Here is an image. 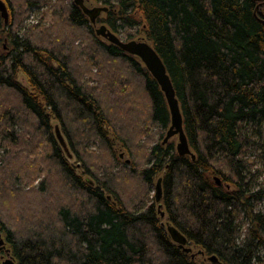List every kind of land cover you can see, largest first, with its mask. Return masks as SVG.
<instances>
[{
  "label": "trees",
  "instance_id": "trees-1",
  "mask_svg": "<svg viewBox=\"0 0 264 264\" xmlns=\"http://www.w3.org/2000/svg\"><path fill=\"white\" fill-rule=\"evenodd\" d=\"M94 1L108 8L99 22L148 41L164 61L195 158L164 142L171 115L158 82L74 2L54 3L31 26L24 10L0 19V233L16 263L197 264L167 216L214 264H260L264 188L244 156L258 145L264 157V139L245 127L264 117V0ZM132 106L144 111L137 126ZM161 174V201L143 204Z\"/></svg>",
  "mask_w": 264,
  "mask_h": 264
},
{
  "label": "water",
  "instance_id": "water-1",
  "mask_svg": "<svg viewBox=\"0 0 264 264\" xmlns=\"http://www.w3.org/2000/svg\"><path fill=\"white\" fill-rule=\"evenodd\" d=\"M74 3L79 6L83 13L89 17L91 23L96 26L98 19L101 17L103 13L108 11L107 7H94L90 8L86 5V0H75ZM0 11L2 17L5 21H8L9 12L7 5L5 2L0 0ZM96 34L99 37L104 38L111 44H114L121 48L126 53L137 57L149 71V73L154 77V79L158 82L162 92L165 95L167 100V104L169 107L170 115H171V125L167 131L164 142H169L172 138L178 137L179 143L177 145V152L180 156H193L195 158L185 133L184 129V121L183 115L180 107L179 100L176 95L175 88L173 86L170 75L167 71L164 61L155 50V48L146 40H131V41H123L115 32L109 29L106 25H101L96 29ZM56 135L65 150L67 151L66 140L61 132V130L56 128ZM124 157V154H121V158ZM127 164H130V161H127ZM217 183L220 184V180L217 179ZM163 196L162 190V181L159 179L157 183V192L156 199L157 201H161ZM168 232L172 238V240L179 245V247L186 253H191L192 248L188 247L191 243L188 238L181 233L174 225H168ZM0 251H5V256L2 257L1 264H17L13 256L11 255V251L7 248L5 244V240L0 233ZM203 254V253H202ZM195 258V255H192ZM212 262H218V258L216 256H212L210 258Z\"/></svg>",
  "mask_w": 264,
  "mask_h": 264
},
{
  "label": "rangeland",
  "instance_id": "rangeland-1",
  "mask_svg": "<svg viewBox=\"0 0 264 264\" xmlns=\"http://www.w3.org/2000/svg\"><path fill=\"white\" fill-rule=\"evenodd\" d=\"M6 5H7V8H8V12H9V18H8V22L10 21H14L15 20V16L17 15H20V11L21 10H24L23 13L21 14V16L23 17L24 19V22L23 24L25 26H31V25H34V24H37L39 18L41 17V15L45 14L46 11L51 8V5H53L54 3L56 2H62L65 5H68V4H71L73 3L75 0H42L44 1V4L41 5L40 7H28V8H25V6L22 4H18L16 2V0H10V2H12V5L14 7V12L13 10L10 9V6L9 4L3 0ZM86 5L90 8H94V7H102L104 6L103 3H99V2H96L94 0H86ZM105 17V14L103 13L101 15V18H104ZM0 19L2 21L5 22V19L2 17L1 15V11H0ZM6 24V23H5ZM104 23L102 22H97V25L94 26V29H97L99 28L101 25H103ZM106 25V24H104ZM107 26V25H106ZM96 31V30H95ZM123 41H128V38L125 36V35H118ZM142 38L141 37H136L135 40H141ZM118 69H122V68H118ZM125 79H128L131 83L130 86H132V82L133 80H130L129 79V76L126 77ZM134 87V88H133ZM133 87H131L129 89V92L132 93H136L138 94V96H140V98H143V94L141 93V91L139 90V88L137 87V84L133 81ZM133 101H137V98H134ZM139 103V102H138ZM140 105L142 106V104L140 103ZM140 106V109L137 107H134L132 106V109L135 108L139 111V117L138 116H135V115H132L134 117V119L136 121H131L130 123H132V125H138L139 123H143V118L141 117V115L144 114V111L142 110V107ZM122 106L120 107H116L118 112H123V108H121ZM136 114V113H134ZM139 120V121H137ZM129 124V123H128ZM246 127V132L248 133V135L256 142H259L261 141L262 139H264V117H262L260 119V121L257 123V124H246L245 125ZM135 129V128H134ZM169 128H167V130H165L166 134H167V131H168ZM136 130V129H135ZM155 132L157 135L155 136L154 140L155 141H158V129L156 128ZM166 137V136H165ZM140 141V140H139ZM146 139H143L140 144H136L137 147H139V145H144L143 143H145ZM170 142L174 143L175 144V148H177V145L179 143V138L178 137H174L170 140ZM117 145V143H116ZM151 146V144H146V149L149 148ZM118 147L117 149H115L116 153L118 155H121V154H124V157L121 158V160L123 162H127L128 160L132 161V159H136L135 157L131 156L128 154L127 151L123 150V148H120L121 145L118 143ZM90 149H94L93 151H95V153H99V151L93 147H91ZM177 151V149H176ZM14 154H17V153H14ZM138 155H141L140 153H138ZM139 157V156H138ZM245 160H247V168H248V173L251 174V175H255L256 176V181H257V188L260 189V188H264V157L262 156L261 154V150L259 149V146L258 145H253L251 146L250 148L247 149V151L245 152V156H244ZM15 158V157H13ZM16 159V158H15ZM72 162H75V159L71 160ZM135 161V160H134ZM19 162V161H18ZM1 163V161H0ZM164 174H161L156 180L155 182L153 183L152 186H148V188H146V194L144 193V197H143V204H150L152 203V199L156 196V192H157V183H158V180L161 179V177L163 176ZM130 184V183H129ZM129 186L130 185H127L126 188L127 190H129ZM158 203V202H157ZM26 204V206H25ZM160 208L161 209L163 206L160 202L159 204ZM15 205L13 203V201H7L6 202H3V207L4 209L8 208V209H11L13 208ZM25 208H31V207H28L27 206V203H24V205L22 206V209L24 210ZM138 208V207H136ZM161 212V210H159ZM255 211L256 212H261V213H264V201L261 202L260 204L257 205V207L255 208ZM22 213V212H20ZM29 213V212H28ZM166 216V215H165ZM14 217V215H13ZM19 220L18 219H15V222H18ZM162 222L163 224L165 225L166 229L168 230V225H173L170 221H168V218L167 216L164 217V219H162ZM19 225V224H17ZM240 226L242 227L243 230H246L247 228L250 227V223L248 222L247 218L246 217H243L240 221ZM21 227V225L19 226ZM169 233V232H168ZM5 238V236H4ZM8 247V245H7ZM188 247L192 248V252L190 253L191 256L192 255H195V258H193L194 261H196L197 264H214L215 262H212L210 260L211 256H208L207 254H202V248H200L199 246L195 245L194 243L192 244H189ZM5 251H0V264L2 262V257L5 256ZM259 256L261 258V263L260 264H264V247L261 248L260 252H259Z\"/></svg>",
  "mask_w": 264,
  "mask_h": 264
}]
</instances>
